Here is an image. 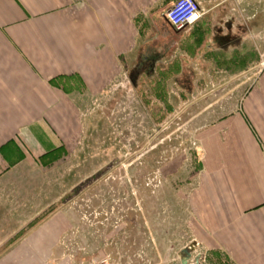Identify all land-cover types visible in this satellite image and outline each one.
I'll list each match as a JSON object with an SVG mask.
<instances>
[{
    "label": "crops",
    "instance_id": "0c3cea01",
    "mask_svg": "<svg viewBox=\"0 0 264 264\" xmlns=\"http://www.w3.org/2000/svg\"><path fill=\"white\" fill-rule=\"evenodd\" d=\"M175 1L0 0V147L60 148L80 103L142 74L229 83L196 132L202 170L183 248L193 245L188 264H264V0H196L201 17L181 30L164 16Z\"/></svg>",
    "mask_w": 264,
    "mask_h": 264
},
{
    "label": "rangeland",
    "instance_id": "374dc122",
    "mask_svg": "<svg viewBox=\"0 0 264 264\" xmlns=\"http://www.w3.org/2000/svg\"><path fill=\"white\" fill-rule=\"evenodd\" d=\"M156 78L80 103L46 155L0 147V264H179L202 170L196 132L230 84ZM190 86L194 97L180 91Z\"/></svg>",
    "mask_w": 264,
    "mask_h": 264
},
{
    "label": "built area",
    "instance_id": "2783aa9c",
    "mask_svg": "<svg viewBox=\"0 0 264 264\" xmlns=\"http://www.w3.org/2000/svg\"><path fill=\"white\" fill-rule=\"evenodd\" d=\"M166 22L174 29L181 30L193 25L201 17L196 0H176L165 11ZM102 264H108L107 261Z\"/></svg>",
    "mask_w": 264,
    "mask_h": 264
},
{
    "label": "water",
    "instance_id": "95a60500",
    "mask_svg": "<svg viewBox=\"0 0 264 264\" xmlns=\"http://www.w3.org/2000/svg\"><path fill=\"white\" fill-rule=\"evenodd\" d=\"M193 249V245L192 246H187L183 249H181V251L179 252V258H180V263L181 264H188V260L190 258V253ZM197 261V259H196Z\"/></svg>",
    "mask_w": 264,
    "mask_h": 264
}]
</instances>
